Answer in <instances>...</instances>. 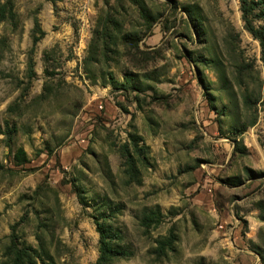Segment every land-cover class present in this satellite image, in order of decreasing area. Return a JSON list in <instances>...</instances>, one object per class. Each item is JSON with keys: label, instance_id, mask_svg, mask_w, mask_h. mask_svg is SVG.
Returning a JSON list of instances; mask_svg holds the SVG:
<instances>
[{"label": "rangeland", "instance_id": "obj_1", "mask_svg": "<svg viewBox=\"0 0 264 264\" xmlns=\"http://www.w3.org/2000/svg\"><path fill=\"white\" fill-rule=\"evenodd\" d=\"M137 1L0 20V264H95L98 222L112 264H264V46L240 0Z\"/></svg>", "mask_w": 264, "mask_h": 264}, {"label": "trees", "instance_id": "obj_2", "mask_svg": "<svg viewBox=\"0 0 264 264\" xmlns=\"http://www.w3.org/2000/svg\"><path fill=\"white\" fill-rule=\"evenodd\" d=\"M132 3L137 4V0H129ZM241 1V9L244 13V17H246V22L248 23V29L260 39L261 44L264 46V26L261 29H256L254 26L251 24L249 20H247V16L251 12V5L248 0H240ZM12 0H5L3 4L0 5V20H4L8 18V12H9V17H13L12 14ZM107 28H105V31ZM126 37V36H125ZM14 159L16 160L18 165H22L26 162L29 161L26 151L22 148L19 147L17 148L15 154H14ZM135 163L130 162L129 163V171L134 173L135 170ZM155 211L150 212V214L146 215L142 223L144 226L149 227L150 222L154 220V215H157L159 217V214H154ZM152 214V215H151ZM15 229V226H14ZM97 229L100 233L99 237V256L95 262V264H112L114 263L117 259L120 258H127L131 256L132 252L126 249L124 246H121L117 240L119 239V234L115 233L112 234L109 230V228H106L103 226V224L98 222ZM15 237V233L12 234V238ZM174 234L171 232L164 240L159 241V246L157 248V252L163 254L166 250L167 247H169L174 241ZM15 248L11 253L10 250L12 248ZM8 255L12 256V261L10 264H25L27 261L26 259L30 257V254L28 252L27 248H20L16 246L14 243L8 246Z\"/></svg>", "mask_w": 264, "mask_h": 264}]
</instances>
